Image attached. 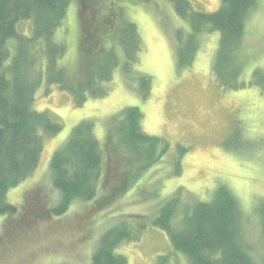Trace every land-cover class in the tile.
I'll use <instances>...</instances> for the list:
<instances>
[{
  "label": "rangeland",
  "instance_id": "374dc122",
  "mask_svg": "<svg viewBox=\"0 0 264 264\" xmlns=\"http://www.w3.org/2000/svg\"><path fill=\"white\" fill-rule=\"evenodd\" d=\"M97 1L99 14L113 9L118 23L123 18L135 24L139 36L136 68H130L128 79L122 66L116 67L106 94L87 98L81 105L71 91L41 82L33 107L46 110L61 124V131L43 137L37 166L7 192L8 202L17 210L0 216V264H91L107 229L123 219L134 225L138 218L146 224L139 239L124 241L115 249L126 256L128 264H157L159 257L166 264H194L171 246L167 234L152 220L171 197L177 196L183 209L210 200L219 187L232 190L237 197L239 239L254 264H264V232L257 223L264 204V0H255L246 15L238 51L240 83L235 86H227L228 77L220 81L212 71L218 31L197 33L192 60L179 64L176 38L179 32L190 31V22L176 14L171 0ZM189 1L203 12H212L220 4V0ZM84 15L81 0H71L66 31L60 28L55 34L67 44L61 65L74 83L84 79L78 76L90 67L86 61L83 69L79 66L84 59L79 48L88 47L81 42ZM17 33L30 37L31 21H19ZM114 36L108 34L103 45L105 50L116 51L121 65ZM140 75L149 78L144 99L138 91L143 84ZM129 106L141 110L144 132L169 144L156 162L135 161L116 134L111 135L117 113ZM87 118L94 120L103 148L97 195L73 201L62 215L41 217V212L60 200L51 178V155L71 129ZM23 217L26 220L19 224Z\"/></svg>",
  "mask_w": 264,
  "mask_h": 264
},
{
  "label": "trees",
  "instance_id": "16d2710c",
  "mask_svg": "<svg viewBox=\"0 0 264 264\" xmlns=\"http://www.w3.org/2000/svg\"><path fill=\"white\" fill-rule=\"evenodd\" d=\"M171 1L176 14L190 22V31H181L176 38L179 64L187 65L192 60L197 49V33L218 31V51L212 71L220 81L226 75L227 86L239 85L242 63L238 51L244 21L255 0H220L212 12L195 10L189 0ZM70 3L71 0H0V216L16 212V205L7 200V192L37 166L43 137L61 131V124L46 110L33 107L41 82L71 91L76 104L81 105L87 98L106 94L116 67L122 66L121 71L128 79L130 68H136L139 36L135 24L123 18L118 23L113 9L99 14L97 0H81L86 14L81 19L84 25L81 42L88 47L79 48L84 57L79 66L83 69L86 61L90 67L83 70L82 76L79 74L78 78L84 79L74 83L61 65L67 44L55 35L60 28L66 31ZM22 20L32 23L30 37L17 33V24ZM108 34H114L119 42L121 65L116 51L104 48ZM140 78L143 84L138 91L144 99L149 78L144 75ZM117 114L111 135L116 134L120 145L134 154L135 161L148 158L149 162H156L166 152L169 144L164 138L142 130L143 114L139 107L129 106ZM111 135L106 133L107 138ZM102 149L92 118L83 119L71 129L50 159L51 178L60 192V200L52 209L41 212V217L51 213L62 215L73 201H88L97 195L103 169ZM179 204L177 196L171 197L152 220L153 225L167 234L175 250L186 254L194 264H254L239 239V206L232 190L219 187L208 201L185 205L183 209ZM260 211L257 223L264 232V204ZM25 220L23 217L19 224ZM139 220L142 221L138 223ZM134 221L137 222L132 225L123 219L107 229L92 254L91 264H128L126 256L115 249L124 241L139 239L146 224L142 218ZM163 259L159 257L157 264H166Z\"/></svg>",
  "mask_w": 264,
  "mask_h": 264
},
{
  "label": "flooded vegetation",
  "instance_id": "af4514ba",
  "mask_svg": "<svg viewBox=\"0 0 264 264\" xmlns=\"http://www.w3.org/2000/svg\"><path fill=\"white\" fill-rule=\"evenodd\" d=\"M85 22V21H84ZM97 43H99V42H97Z\"/></svg>",
  "mask_w": 264,
  "mask_h": 264
}]
</instances>
